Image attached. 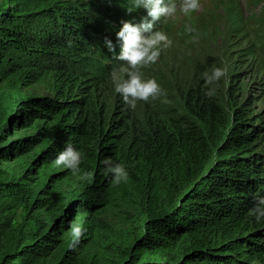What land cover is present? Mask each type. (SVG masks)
<instances>
[{
	"label": "trees",
	"instance_id": "1",
	"mask_svg": "<svg viewBox=\"0 0 264 264\" xmlns=\"http://www.w3.org/2000/svg\"><path fill=\"white\" fill-rule=\"evenodd\" d=\"M146 15L134 0H0V200L23 213L6 227L0 212V264H81L75 247L91 237L102 257L88 264H264V220L250 214L264 195L263 116L198 85L184 112L143 124L124 102L112 117L99 94L120 63L105 40ZM45 73L54 96H27ZM69 142L90 181L54 165ZM105 158L128 179L105 176Z\"/></svg>",
	"mask_w": 264,
	"mask_h": 264
},
{
	"label": "rangeland",
	"instance_id": "2",
	"mask_svg": "<svg viewBox=\"0 0 264 264\" xmlns=\"http://www.w3.org/2000/svg\"><path fill=\"white\" fill-rule=\"evenodd\" d=\"M194 31L189 33L186 28ZM162 30L173 41L171 47L164 48L154 65L141 69L145 78H155L166 95L149 102L139 101L133 115L143 124L150 121L152 112L163 108L184 112V101L190 89L198 85L206 90L215 88L225 100L244 105L249 112L264 118V0H200L197 12L177 15L163 24ZM250 51L257 53L249 54ZM259 54V55H258ZM226 66L227 74L220 81L205 85L204 73L211 74L215 67ZM53 73H45L41 83L27 92V96H54L58 87ZM100 95L111 107L112 117L120 116L122 97L115 93L111 73L100 85ZM9 96L0 88V123L8 106ZM263 122L264 120H260ZM1 223L17 227L22 223L23 213L19 206L0 200ZM109 222L118 237L124 228L117 215L111 214ZM87 236H85L86 238ZM78 260L88 264L96 258L101 262L99 245L94 239L76 246Z\"/></svg>",
	"mask_w": 264,
	"mask_h": 264
},
{
	"label": "clouds",
	"instance_id": "3",
	"mask_svg": "<svg viewBox=\"0 0 264 264\" xmlns=\"http://www.w3.org/2000/svg\"><path fill=\"white\" fill-rule=\"evenodd\" d=\"M134 5L136 9H145L147 15L139 23L123 21L119 31L116 32V44L111 39L105 40V46L109 52L113 54L115 60L120 62L111 72L114 91L132 109L139 101L149 102L150 99L155 100L166 95L157 80L145 78L141 69L157 63L162 49L171 47L173 44L161 26L174 18L178 11L183 15L199 11L200 0H134ZM186 30L189 33L194 31L191 26H188ZM226 74V66L215 67L211 74L205 72V85L220 81ZM204 94L211 98L215 96L216 89L209 88ZM82 158L83 153L69 142L53 163L56 167L70 170L73 176L90 181L93 173H82ZM101 164L103 174L110 175L114 183L119 184L128 179V172L122 164L115 163L111 158H105ZM254 199L255 204L250 214L257 222H260L264 220V195H257ZM70 231L74 242H78L84 230L79 224L73 223L70 224Z\"/></svg>",
	"mask_w": 264,
	"mask_h": 264
}]
</instances>
